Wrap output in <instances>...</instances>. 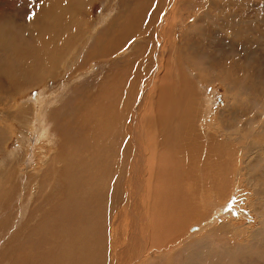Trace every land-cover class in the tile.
<instances>
[{
	"label": "rangeland",
	"instance_id": "rangeland-1",
	"mask_svg": "<svg viewBox=\"0 0 264 264\" xmlns=\"http://www.w3.org/2000/svg\"><path fill=\"white\" fill-rule=\"evenodd\" d=\"M1 1H3V4L7 2L8 5H10L9 7L11 8H8L7 12H5V15H11L10 17L13 16L16 20V24L18 27L15 25L14 27L11 26L12 24L7 21L8 17L0 16V23L2 22V24L0 25V31L4 29V31L8 34L10 32L9 30L11 29V32H13L14 34L13 30H15L13 40L9 39L6 42L5 40L2 41V43L0 42V63L2 64L0 65V124H2L0 125V164L2 162V164L0 165V167L2 168V170L0 171V188H3L2 185L5 184V192H7L14 181V193H16V191L20 189V185L22 183L20 182L19 178L14 179V177H11V180H9V174L12 166L9 158L13 156V161H17L15 160L14 155L11 154L17 148L23 150L27 149V151H25L27 152V157L20 158L18 160L19 163L17 165V167L19 166V169L21 170L19 171L18 175L22 177L26 176V171L24 170H30L32 172H37L38 174L41 173L42 169H44L45 166L47 167L51 155L58 150L61 153L66 152L67 154L74 155L77 159L79 155L87 156L94 151L103 152L109 149L112 154H115L118 157L120 156V154H123V158H121L123 162L124 158L127 156V151L125 153V146L123 147L124 144L121 145L122 150L124 152L120 150L121 148H110V138L111 140H113H110V144L112 142L113 145H116V143L119 141V139L117 138L122 139L121 135L123 134H125L124 139H128L127 132L122 133L123 125H121V123H123L122 121L124 118H128L133 113L134 107L138 102L141 101V123H143L148 118L150 113H153V111L155 110L153 102L155 100L154 95L156 93L155 81L165 70V64H167L168 67L170 66L171 70L177 73V71H175L176 69L174 68L178 65L180 66L181 62H184L182 59L188 60L189 62L191 60L193 64L197 63L195 65L200 70L199 73H196L193 70V72L196 74L193 73L191 75V78L187 77L188 79H190L189 87L192 92L190 91L187 93L178 89V74L175 76L172 74L171 76H167L163 80H157L158 83L164 86V91L162 90L163 92L160 93L161 98L159 99V102L161 101V104L163 103L161 111L162 116H166L169 114L174 115V119L167 124L169 128L173 129L171 133L172 136H170V139H168L165 143H170L168 150L170 151V149L173 147L172 142H176L177 144V141H179L178 137L181 136L182 139L183 137H186L188 129L190 128H188V125H181V120H183V118L188 113H190L192 109L196 110V113L194 114L195 122L193 126L198 130L200 134L202 133L201 138H203V135H209V137L215 136L218 139H224L227 135L229 137H233L235 133L232 134V131L237 132L240 138L238 141H233V139H231L225 151L217 150L213 152L211 158L212 165L207 167V170H209L210 168L211 170H209L207 173H201V175H217V177H215L217 185L220 182L222 184H225L224 182H226V180L228 179V186L222 189L224 191L223 193L225 194L223 196V199L222 197L218 198L217 196H215L217 194L218 189H216L215 191V183L212 177L209 176V179L207 180V186L202 190L199 189L195 193L197 200L201 201V207L198 205V203H196L197 207H199L200 209V214L197 213V216L200 217L195 218V220L193 219L194 221L192 220L186 223L185 227L183 228V232L186 231L188 226L198 224L200 222L199 219H203V215H205L204 217L209 216L211 213L210 211L212 209V206H217L221 203L230 202V205L228 206V208L230 209L229 213L226 212L227 214L225 213L221 215L222 218H220L219 220L211 223L207 227L201 228V230L196 233L192 232V234H196L195 238L196 236H206L210 232L209 236H206L205 238L206 244L209 243V245L207 244L204 248H199L196 246V244H194L193 238H190L187 241H182V234H180L178 237H175L177 241L171 240L164 246L155 247L153 252L159 251L156 254L163 253V256L155 254L156 256L150 257V259H148L145 264H166L168 259L170 262L172 261V259L173 261L172 263L168 261L167 264H182V262L183 264H186L187 261V264H264V0H145L143 2L141 0H112L111 2H108V0H90V3L87 1L89 4H85L87 7H85L84 5L85 8L83 7V10L86 12L83 11L82 14H79V11H77L76 9L77 4L80 0H68V4L65 5L68 7L65 8L64 11L62 9L59 10V12L65 13L67 11L66 13H70L71 16L79 15L82 18H85V24L90 27L94 26L96 32H90L89 42L84 39V45H86L85 48H88L89 45L96 44L95 35L99 32L100 34H97V36L99 37V46L97 45L96 47L92 48L90 53L100 55L101 59L99 60V62L106 61V63H93V55H90L89 58L92 60L91 63L85 62L86 65L84 64L83 66L85 69L81 68V77L79 76V74H76L73 79L75 80V82L78 81L77 84L81 82V86L79 87L78 91L72 93L69 91L62 92L61 89L64 87L60 85L62 81L64 83H68L69 80L70 83H68V85L70 86L73 84L72 79L70 80L69 78L64 81L62 78L59 77L55 78V83H53V81H51V78L44 77L46 69V59L42 62L44 64H42L40 63L41 57H34L31 55L30 52H27L26 57H24L25 55L23 56L24 59L18 57V65L16 62L13 63L11 59L9 60L10 57L14 58L13 55L10 56L9 53V50L12 49V46L18 47L20 45V48L22 50H30L29 48L24 47L25 45L21 42V40L26 39L28 43L32 44V36H30V34L32 33L28 31L29 33L26 34V32L23 31L25 30L24 27L21 28L18 24L25 25L26 22H28L27 19L29 18V16H31L32 12L36 9V7L32 5L29 0ZM55 1L60 5H62L63 3L62 0H53V2ZM159 2L160 4H158ZM172 3L174 4V6ZM44 6L45 5L43 3L41 7L44 8ZM177 6L179 9L177 8ZM107 9L112 10H110V12H113L112 17L115 19L113 21V25L109 26H106L107 20H102V18L104 17L103 14L105 15ZM172 11L175 12L174 17H171ZM154 12L156 13V19L158 17L157 25L161 23H163L164 25L169 24V19H172V24H170V27L169 25H167L165 28H161L162 34L164 30H166L165 32H169L172 38L169 36V38H167L166 43L161 40V46H153L154 50L152 49L151 52L152 55H154V58L152 59V55L149 54L151 39L149 40L148 38V35H151V32H148L147 34L144 33L146 35L144 39H138V44L140 43L139 45H137V40L135 39L140 38V35L142 34H140V32L143 31V29L146 27V24L149 23L148 21H150V18H153ZM101 15L102 17H100ZM102 22L103 24L106 23L105 26L102 24ZM130 22L131 24H128ZM9 25L13 28H10ZM104 27H107L106 31L103 30ZM136 28L139 29V31ZM123 31H127L133 35L137 34L138 37H129L130 34L127 36L122 35ZM172 31L173 34H171ZM239 31L241 32L239 33ZM85 35L86 33H84L83 36ZM121 37L128 39L124 45V41L121 40ZM234 38L236 40H233ZM134 42L136 43V46H134ZM172 44L174 47L172 46ZM120 47H123L121 48V50L123 49L124 51H126H122V54L125 56H122L121 54L116 57L117 53L115 52L113 54H109V51L112 52V49H120ZM159 53L161 55L164 68L163 66H160V69L158 71L159 76L156 75V77L152 81H150L151 77L149 73H151L150 71L156 68L155 57ZM111 54L113 56H111ZM5 56H7V58H5ZM82 56L83 60H85L86 55L84 56L83 51L80 56L75 55L74 59L72 60V66L76 64ZM147 56L149 57V59H151V65L148 66H146L145 62H143L144 58H146ZM33 57L35 58L33 60V62L35 63L31 62ZM188 58H190V60ZM167 59H169V61H167ZM19 60H21V62ZM67 61L64 62L63 66L68 64ZM232 64H234V66ZM88 65L90 67H88ZM31 67H34L35 69L32 71ZM219 68L221 72L218 71ZM108 71L112 72L111 78L110 76H108L103 79V76H105ZM218 72L220 75L218 74ZM38 74L40 76L43 74V80H39ZM217 74L219 75V77ZM189 75L190 73L188 72L187 76ZM203 75H205V79L203 78ZM207 76L208 78H206ZM217 78L221 81H218ZM227 78L233 79L230 80ZM130 80L132 86L130 84ZM37 81L39 82L37 83ZM144 81L146 82L145 86ZM223 82H226L227 86L229 85L227 91L225 89V86L222 84ZM42 86H44L45 88L43 89V91ZM106 86L108 88H106ZM136 88H138V93H135ZM71 89H74V87ZM142 89H146V94L144 96L145 98H142ZM126 91H132L134 93H125ZM50 92H52V94ZM61 93H63V95ZM194 95L197 98L196 105L192 106V97ZM227 95H229V97H227ZM231 96H235L233 98L239 100H235V103L233 102L234 104L232 108L229 109L228 107L229 112L234 113L232 116H230L231 120L234 121V118H236V125L239 124L238 127L233 128H230L232 127L231 120H229L228 117H224V115L220 116L219 114L220 111L225 108L224 106L228 105L227 102L229 100L227 99ZM41 97L43 99L44 104L43 108L45 113L43 111L42 112L45 118H43L42 120L44 122V125L46 126L45 128H47V125H50L54 121L57 112H59L60 115H66L65 113H67L69 115L71 114L72 116L80 117V115L76 113L78 111L79 113L83 112L85 116L88 117L84 118L82 122L73 121L70 124H65V133L68 134L66 135L67 138L55 139L52 143L50 139H44L42 135L34 131L36 130V124L33 125L32 113L35 112L36 115V110L37 112L39 111L42 101H40ZM34 98L37 99L36 101L39 105L35 103L36 101ZM49 99H51V102H54L55 105L52 104ZM32 100L34 103H31ZM77 100H79V102L72 111V104L74 103V101L76 104ZM44 101L49 102L46 103ZM239 103L240 105H238ZM30 104H33L34 109L26 108L27 106H30ZM59 104L61 105L58 109L57 107L59 106ZM64 106H66V110L63 108ZM78 106L82 109L78 108ZM155 106L157 107V104H155ZM46 107L47 109H45ZM95 108L101 109L103 111V115L92 116L88 113L89 111ZM202 109L206 110H204V114L200 116V114L203 112L201 111ZM28 110L32 113H26L28 112ZM239 112H241V114ZM72 113L75 115H73ZM11 115H14L13 118L11 117ZM114 115H116L115 117L119 118V123L121 121L120 124H116L117 131L116 129L114 130ZM113 120L114 123H112ZM15 121L17 122V124ZM84 121L87 124L84 123ZM164 123L166 124L167 122ZM225 125H228V127L232 131L227 130V127ZM137 126L138 125H136V128ZM101 127L102 130L104 129V131L101 130V134L102 132L105 133L99 135L98 131ZM155 128L156 126L154 127V129ZM49 132L55 134L53 128H50ZM144 132H146V134L148 135V139L151 140V149L148 156V161H150L154 153H159L160 149L163 148L165 144L162 145L160 142L156 143L155 139L151 135L150 125L146 126L144 130L136 129L134 131V139H147L145 137ZM109 133H111L110 135L116 133V137L112 135V138ZM172 137L175 138H173L174 141ZM164 138L165 136L163 138L161 137L160 139ZM18 139L20 142L19 147L17 146ZM116 139L117 141L115 142ZM95 146L98 148H96ZM221 147L222 146L220 145V148ZM53 148L55 150H53ZM103 148L105 150H103ZM43 149L45 150V152L43 151ZM177 149L180 150L179 148ZM32 150L34 154L31 155ZM117 151H119V153L120 151H122L123 153L121 152L120 154H116ZM172 152L175 155L180 154L174 148L172 149ZM8 153L10 155H8ZM46 154L49 157H47ZM5 160H7L8 162ZM84 160L86 162L90 161L89 159ZM126 160L127 158L125 159V161ZM169 160L170 159H168V161ZM190 162L192 163L194 161L190 160ZM220 163L221 165L218 166ZM115 167L116 165L114 166L113 164L112 167L107 166V168L96 167L95 171L90 172L91 175L89 174L88 176L86 175L87 173L82 174V180H85H83V183H80L79 188L77 189L78 192H75L74 198L73 196L69 195L65 196V192L63 194L62 191H60L58 192L57 196L55 195V198H53L52 201H48V196L46 200L44 199L45 197H42V201L40 200V198L38 199L36 197V194L42 193L35 190L37 180L40 179H35L34 182H32V179L34 178H31V176L27 175L26 178L31 181V184L29 185V187L27 186L28 188H26L25 191L26 202L24 201L22 204V206L24 207L21 206V210L24 208L21 212L22 219L19 217V211H9L15 201H10V203H7V201H5L3 207H1L0 209V212L4 210L9 211V213H5V215L3 214V212H1L0 264H36V260H38V258L41 259L42 257L43 258L42 260H40V262L43 261L45 262L44 264H55L56 261L57 264H81V261L77 259V256L69 257L65 254L64 258H61L59 254L57 255L59 247L58 242L62 241V238L66 239L67 242H69V246H67L68 254H75L74 252H80V250L77 248L76 241H72V238L76 237L78 234H85L87 236L88 242L85 246H88L87 249L90 253L88 258L89 261L92 260L91 264H103V250L101 252L99 251L98 253V251H96V248L97 250H99L97 247L99 243L101 244L102 248L103 246L105 247L107 239L105 238L104 233L105 230L106 232L108 231V233L110 232V221L112 222V228L114 229V218H116V215L115 211L111 213L110 208H112V205L113 207L117 208V206L122 203L123 212L127 211L125 214L128 216L130 210L129 205L132 202L128 192L129 188L123 191V180L125 176L123 168L122 166L121 168L118 167V170L121 169V175V172H118V170L116 169L117 167ZM237 171L239 172L238 174ZM229 172L231 174H229ZM5 173L8 175V177L5 175ZM149 173L146 176V179L148 178L149 181V186L146 183L147 187L145 190V195L148 198H145L143 196V199L137 202L135 210L133 212L134 219L137 224H139L140 221L138 217L139 215H141V210L146 208L147 206L159 204L160 206H158V208H162L163 206H165V204H162L161 200H163L165 203L167 197H169L168 205L176 203V200L173 199L174 196H176L175 194L177 193L179 188L176 184L177 177L175 181V177L172 175V173H168L166 171H162V174L160 175L161 178H159V175L157 177V175L154 174V171H150ZM228 174L229 177L226 178ZM86 176L88 177L86 178ZM102 178L104 180L106 179L105 187H103V189H97L98 186L95 185H97L98 180ZM159 179L161 186L156 187L157 185H159L157 181ZM50 182H52V185L55 183L57 186H59L57 190H64L65 186H62L63 184L57 180V177L51 179ZM83 186H85L84 191ZM49 188L50 187H48L45 192H48ZM163 188L165 190L172 191L164 192ZM201 191H205L206 194L200 193ZM25 192L22 191L21 194H25ZM199 193L201 194V196H205V198H201L198 195ZM112 200L113 203L111 205ZM38 201H40L41 203L43 202V207H41V210L36 211L38 215L37 217L41 220L44 217L46 211L50 213L53 212L55 208L59 207V204L63 205V207H61L60 209V215L65 214L68 216V218L57 217L56 220L59 219L57 223L54 220V223L57 224L56 226H59V228H64V231L59 233V236L61 235L60 237L57 234H54L56 235L54 236V238L56 239L53 242V247L57 249V251L53 249L51 255H48L47 252L44 251V245H35V248H37L35 251V248H33L34 244H30L31 247L29 248V244H26L24 242V239H26L27 237H29L28 239L31 240L35 236V233L29 234L32 231V227H25V225L29 223L28 220L31 216L30 210L36 206ZM7 205L9 208L6 207ZM15 205L16 204H14L13 207H16ZM202 205L204 207H202ZM171 207L173 208V206ZM6 216H10V219H6ZM124 219L125 217L123 216V219H121V226H119V230H117L119 234L121 233L123 235L125 233V228H128L126 222L123 221ZM34 220H31L29 223L31 226L36 223L37 218H34ZM32 221H34L35 223ZM140 225V229L142 230V226L144 224L142 223ZM211 226L214 227L209 229V227ZM49 228L46 229H49L52 233L56 232L55 228ZM22 229L26 230V235L23 233ZM19 232L22 240L18 239V241L14 243V237L15 235H18ZM64 232H66L65 235ZM7 236H9L8 239L5 238ZM90 236H92V240H94L95 238V241L91 240L90 242ZM3 238H5L6 240L2 241ZM35 240H37V237ZM57 240L58 242H56ZM145 240L148 241L147 237H144L142 242L146 243ZM82 241L84 243V240ZM177 242H179V244ZM72 243H74V245ZM176 243L178 245H175ZM190 244L191 246H193L188 251L187 248ZM205 248L208 249L206 250ZM92 249H94L95 251H93ZM203 249H205V251ZM184 251H188L189 254L186 253L185 255ZM203 251L205 253H201ZM3 253H5V256H2ZM42 253L44 256L42 255ZM6 254H9V257H6ZM57 257L60 259H58ZM22 260L23 262L21 263ZM109 262L110 260L106 256L105 263Z\"/></svg>",
	"mask_w": 264,
	"mask_h": 264
},
{
	"label": "bare ground",
	"instance_id": "bare-ground-1",
	"mask_svg": "<svg viewBox=\"0 0 264 264\" xmlns=\"http://www.w3.org/2000/svg\"><path fill=\"white\" fill-rule=\"evenodd\" d=\"M68 0H62V5H60L59 3H56L53 2V0H29V2L34 5L36 7V9L32 12L31 16H29V18L27 19L28 22H26V26L25 25H20L18 24L21 28L24 27L25 30H23L24 32H26V34H28L30 31L32 34H30V36H32V44L28 43L26 39H23L21 40V42L25 45L24 47L25 48H29L30 50L28 51L27 50H22L20 48V45L18 47L16 46H12V49L9 50V53H10V56L13 55L14 58L10 57L9 60L11 59V61L13 63H17L18 65V57L20 58H23L26 57V53L27 52H30L32 56L34 57H41V62L42 63L45 59H46V66H45V74H44V77L45 78H51L54 82V79L55 78H62L64 81L66 79H69L70 80L72 79L73 81V84L72 85H68L69 80H68V83H64L62 80V83H60V85L64 88L61 89L62 92H65V91H69V92H76L79 90V87L81 86L79 82L77 84V82H75L74 77L76 74H79V76L81 77V68L85 69L83 66L85 64V62H88V63H91V59L89 58L90 55H93V63L95 62H98V63H106L105 62H99V60L101 59L100 58V55H97V54H92L90 53L91 49L96 47L99 43V37L97 36V33L95 35V38H96V44H92V45H89L88 48L84 45V39L87 40V42H89V35H90V32L91 31H95V28L94 26L93 27H90L88 26L87 24H85V18L79 16V15H76V16H71L70 13H61L59 12V10H63L65 8H67L68 6H65L67 3ZM90 0H80L77 4V11H79V14L84 11L83 10V7L85 4H87ZM112 0H108V2H111ZM138 1V0H137ZM142 2L145 1V0H141ZM147 1V0H146ZM161 1V0H160ZM178 1V0H177ZM180 1V0H179ZM185 1V0H184ZM196 1V0H195ZM173 2V1H172ZM190 2V1H189ZM252 2V1H251ZM44 3V8L41 7V5ZM74 3V2H73ZM90 3V2H89ZM88 3V4H89ZM113 3V2H112ZM176 3V2H174ZM160 4V2L158 3ZM157 4V5H158ZM173 4V3H172ZM224 4V3H223ZM59 5V6H58ZM92 5V4H90ZM89 5V6H90ZM147 5V4H146ZM195 5V3H194ZM10 5H8L7 2H5V4H3V1L0 0V16H5V17H8L7 21L10 22L14 27L17 26L16 24V20L15 18L12 16H7V14L5 15V12H7L8 8H11L9 7ZM159 6V5H158ZM169 6V5H168ZM174 6V4H173ZM85 7H87L85 5ZM84 7V8H85ZM129 7V6H128ZM34 8V7H33ZM156 8V7H155ZM175 8H176V4H175ZM178 8V6H177ZM179 9V8H178ZM67 10V9H66ZM90 10V9H89ZM111 10V9H110ZM110 10L107 9L105 15L103 14V18L102 20L103 21H106L107 24L106 26H109V25H113V21L115 20L113 17H112V14L113 12L111 13ZM171 10V9H170ZM177 10V9H176ZM4 11V12H3ZM31 11V10H29ZM68 11H71V10H68ZM112 11V10H111ZM115 11V10H114ZM129 11V10H128ZM156 11V10H155ZM73 12V11H72ZM86 12V11H84ZM171 12V11H170ZM89 13V11H88ZM153 13V12H152ZM151 14V13H150ZM156 13L154 12L153 14V18H150V21H148L149 23L146 24V27L143 29V31L140 32V38H136L135 40H137V45L138 44V39H144V37H146V35L144 33H148V32H151V35L149 34L148 35V38L149 40L151 39V44H150V50H149V54L152 55V52L151 50L153 49V46L154 45H159L161 46V42L163 41L164 43H166L167 41V38H169V36L172 38V36L169 34V32H165L166 30H164L163 34L161 32V28H165L167 25H169L170 27V24L172 19L170 20L169 19V24H166L164 25L163 23L161 24H158L157 25V19H156ZM9 15V14H8ZM130 15V14H129ZM152 15V14H151ZM170 16V15H169ZM175 16V12L172 11V16L171 17H174ZM188 16V15H187ZM3 17V18H5ZM102 17V15L100 16ZM149 18V17H148ZM17 19V18H16ZM134 19V18H132ZM177 19V18H176ZM1 20V19H0ZM100 20V19H99ZM125 21V20H124ZM136 21V20H135ZM175 21V20H174ZM7 22V23H8ZM98 22V21H97ZM126 22V21H125ZM139 23V22H138ZM168 23V22H167ZM2 24V22L0 23V25ZM103 24V22H102ZM105 24H103L105 26ZM126 24V23H125ZM128 24H131L128 23ZM127 24V25H128ZM90 25V24H89ZM99 25V24H98ZM157 25V26H156ZM249 25V24H248ZM9 25L10 28H13ZM97 26V25H96ZM133 26V25H132ZM257 26V25H256ZM18 27V26H17ZM99 27V26H98ZM102 27V26H101ZM122 27V25H121ZM126 27V26H125ZM168 27V28H169ZM125 29V28H123ZM137 29V28H136ZM98 30V29H97ZM103 30H107V27H104ZM132 30V29H131ZM139 31V29H137ZM141 30V29H140ZM194 30V29H193ZM241 30V29H240ZM7 31V29H6ZM10 32L7 34L4 29H2L1 32V35H0V42L2 43V41L5 40V42L7 40H13L14 39V35H15V30L14 31V34L13 32H11V29L9 30ZM133 31V30H132ZM195 32V31H194ZM241 31H239L240 33ZM84 33H86L85 36ZM137 33V32H136ZM5 34V35H4ZM100 34V33H99ZM130 34V35H129ZM173 34V31L172 33ZM210 34V33H209ZM120 35V34H119ZM122 35H129V37H138L137 34L133 35L127 31H123V34ZM192 35V33H191ZM121 36V35H120ZM125 36V37H126ZM164 36V37H163ZM204 36V35H202ZM218 36V35H217ZM233 36V35H232ZM103 37V36H102ZM128 37V38H129ZM153 37V39H152ZM219 37V36H218ZM236 38V36H235ZM233 39V40H236V39ZM248 38V36H247ZM102 39V38H101ZM131 39V38H130ZM129 39V40H130ZM26 40V41H25ZM121 40L124 41L123 42V45L126 43V41L128 40L127 38H123L121 37ZM162 40V41H161ZM16 41V40H15ZM174 41V40H173ZM241 41V40H240ZM120 42V41H119ZM101 43V42H100ZM112 43V42H111ZM12 44V43H11ZM1 45V44H0ZM9 45V44H8ZM110 45V44H109ZM122 45V46H123ZM164 45V44H163ZM99 46V45H98ZM134 46H136V43L134 42ZM173 46V44H172ZM249 46V45H248ZM174 47V46H173ZM241 47V46H240ZM10 48V47H9ZM116 48V47H115ZM121 48L123 47H120V49H112V52L109 51V54L110 53H117L116 54V57H118V55H121L122 54V51H124L123 49L121 50ZM159 48V47H158ZM173 49V48H172ZM154 50V49H153ZM174 50V49H173ZM239 50V48H238ZM84 53V56H85V60H83V56L81 57V59L72 66V60L74 59L75 55H78L80 56V54ZM158 51V50H157ZM176 51V50H175ZM126 52V51H124ZM87 53V54H86ZM3 54V53H2ZM100 54V53H99ZM108 54V53H107ZM111 54V56H113ZM148 54V55H149ZM174 54V53H173ZM238 54V53H237ZM246 54V53H245ZM250 54V53H248ZM1 55V54H0ZM115 55V54H114ZM122 56H125L122 54ZM179 56V55H178ZM28 57V56H27ZM32 58V61L35 59V58ZM114 57V58H116ZM120 57V56H119ZM5 58H7V56H5ZM113 58V57H112ZM124 58V57H123ZM151 58V57H150ZM154 58V55H152V59ZM156 68L152 71H150L151 73L150 74V77H151V80L152 81L156 75H158V71L160 69V66H163L164 68V65H163V61H162V58H161V55L160 53L158 55H156ZM185 58V57H184ZM237 58V57H236ZM24 59V58H23ZM111 59V58H110ZM127 59V58H125ZM171 59V58H170ZM190 60V58H188ZM68 60V61H67ZM106 60V59H105ZM175 60V58H174ZM184 62H181L180 63V66L178 65L177 67H175L174 69H176L175 71H177V73H175L174 71L171 70L170 66L168 67L167 64H165V70L161 73V75L156 79L155 81V88H156V93H155V100L153 101L154 102V108L155 110L153 111V113L149 114L148 118L143 122L141 123L140 122V118L142 116V112L140 111V108H141V101L138 102L136 104V106L134 107V111L133 113L127 118H124L123 119V123H121V125H123V129H122V133L124 132H127V137L128 139H124L125 138V134L121 135V138H117L119 139V141L116 143V145H113L112 142L110 144V140H109V145H110V148L113 147L114 148H121L120 150H122V147L121 145H123V147L125 148V153L127 151V156L124 158L123 162L121 160V158H123V154H120L122 151H117L116 154H120V156L118 157L117 155L115 154H112L110 152V150H105L103 148V150L105 151H99V152H92L91 154L85 156V155H79V157L76 159V157L74 155H71V154H67L66 152H59L56 151L55 153H53L49 159V162L47 164V167L45 166L44 169H42L41 173H37V172H32V171H28V170H24L26 171V176H31V178H34L32 179L34 182V180L36 179H40V180H37V185H36V188L35 190L38 191V192H42L40 194H36V197L42 201V197L46 200L47 196H48V201H52L53 198H55V195L57 196L58 195V192L62 191V193L64 194L65 192V196L69 195V196H73L74 198V195H75V192L77 191V189L79 188V185L80 183H83V179L82 180V174H86L89 176L90 172L91 171H95L96 170V167L98 168H101V167H106L107 166H110L112 167V164L115 166L116 165V169L118 170L119 168H123V171L125 173V176H124V180H123V191H125V189H128L129 188V195L131 197V204L129 205L130 207V210H129V215L127 216L125 213L127 212H123V204H119V206L116 207H113L112 203H113V200L111 201V205H112V208L111 209V213L113 211H115V223H114V229L112 228V222L110 221L109 222V226H110V232L108 233V231L106 232L105 230V238L107 239L106 243H105V247L101 246V244L99 243L97 245L98 249L96 248V251H99L101 252L103 250V264H145V262L150 259V257L152 256H156V255H159L161 256L163 253H160V254H156L157 252H153V250L155 249V247H161V246H164L166 245L169 241L171 240H175V237H178L180 234H182L181 236V239L182 241H187L188 239L190 238H193L194 240V244H196L197 247L199 248H204L207 244L209 245V243L206 244V241H205V238L206 236H209V233L208 235H202V236H196L195 238V235L196 234H192V232L196 233L198 231L201 230V228L203 227H207L209 226L211 223L219 220L221 217V215L225 214L226 212L229 213V209L228 206L230 205V202H227V203H221L217 206H212V209H211V213L209 216L207 217H204L205 215H203V219H199L200 222L198 224H193L191 226H188L186 231L183 232V228L185 227L186 223H188L189 221H192L193 219L195 220V218H199L200 216H197V213L200 214V209L199 207H197L196 203H198V205L201 207V201H198L197 200V197L195 195V193L200 189L202 190L203 188H205L207 186V180L209 179L208 177H212L214 183H215V186L216 189H218L217 191V194L215 196H217L218 198L219 197H222L223 199V196L225 195L223 192V188H226L228 186V179L226 180V182H224V179H223V182L225 184H222L221 182L217 185L216 181H215V177H217V175H214V174H210V175H201V173H207L209 170H211V168L209 170H207V167L211 166V158H212V154L213 152L217 151V150H223L225 151L226 150V147H228V144L230 142L231 139H233V141H238L240 136L237 132H234L232 131L230 128H233V127H238L239 124L236 125L237 123V119L234 118L235 120H231V117L234 113H231L229 112V109L232 108L233 104L235 103V96H231L230 98H228L227 100H229L227 102L228 105H225L221 111H220V116L224 115V117H228L229 120H231L232 122V127H228V125L226 126L227 127V130H230L232 131L231 133H235V135L233 137H229L228 135L224 138V139H218L217 137L213 136V137H209L208 136H205L203 135V138H201V134L198 132V130L196 128H194V114L196 113V110H193L188 113L184 118L183 120H181V125H184V126H187L188 125V133L186 135V137L183 139L180 137H178V140L177 141V144L176 142H172V148L170 149V151L168 150L169 149V145L170 143L168 144H165L166 141L168 139H170L169 137L172 136L171 133L173 131V129L169 128L167 126L168 123H170L173 119H174V115L172 114H169V115H166V116H162V105L163 103L161 104V101L159 102V99L161 98V92H163L164 90V86L160 83H158L157 80H160V79H164L166 78L167 76H171L172 74L175 76V75H179V82H178V89L181 90V91H184V92H190L191 89L189 87V82H190V79H188L187 77H190L191 78V75L194 73L193 70L196 72V73H199V68L193 64V62L190 60V62L188 60H185V59H182ZM21 62V60H19ZM27 61V60H26ZM30 61V60H29ZM67 61L68 66H63L64 62ZM167 61H169V59H167ZM25 62V61H24ZM125 62V61H124ZM146 63V66L148 65H151V59H149V57L147 56L146 58H144V61ZM230 62V61H229ZM23 63V62H22ZM35 63V62H33ZM178 63V62H176ZM234 63V62H233ZM44 64V63H42ZM237 64V63H235ZM0 65H2L0 63ZM23 65V64H22ZM86 65V64H85ZM91 65V64H90ZM93 65V64H92ZM234 66V64H232ZM25 66V65H24ZM38 66V65H37ZM145 66V68H146ZM182 66V67H181ZM184 66V67H183ZM18 67V66H17ZM26 67V66H25ZM23 67V68H25ZM35 67V66H34ZM34 67H31V70L33 71L35 68ZM88 67H90L88 65ZM87 67V68H88ZM181 67V68H180ZM233 68V67H232ZM18 69V68H17ZM82 69V70H83ZM92 69V68H90ZM261 69V68H259ZM145 70V69H144ZM204 70V69H203ZM231 70V69H230ZM233 70V69H232ZM205 71V70H204ZM219 72H221L220 68L218 70ZM235 71V70H234ZM241 71V70H240ZM36 72V71H35ZM96 72V71H94ZM115 72V71H114ZM113 72V73H114ZM126 72V70H125ZM188 72L190 73L189 76L188 75ZM213 72V71H212ZM216 72V71H215ZM218 72V74H219ZM29 73V71H28ZM39 73V72H38ZM68 73V74H66ZM86 73V72H85ZM92 73V71H91ZM194 73V74H196ZM32 74V72H31ZM37 74V73H36ZM84 74V73H83ZM135 74V73H134ZM211 74V73H210ZM217 74V75H218ZM39 75V74H38ZM111 75H112V72L111 71H108L106 73L105 76H103V79H105L106 77L110 76L111 78ZM220 75V74H219ZM218 75V77H219ZM260 75V74H258ZM34 76V75H33ZM37 76V75H36ZM78 76V78H79ZM140 76V75H139ZM205 75H203V78H204ZM84 77V76H83ZM223 77V76H221ZM225 77V75H224ZM230 77V76H228ZM234 77V76H232ZM26 78V77H25ZM43 74L40 76L39 75V80H43ZM44 78V79H45ZM77 78V77H76ZM140 78V77H139ZM202 78V76H201ZM208 78V76L206 77ZM255 78V77H254ZM37 79V78H36ZM130 79H134V78H130ZM138 79V78H137ZM136 79V80H137ZM142 79V77H141ZM205 79V78H204ZM218 79V78H217ZM227 79H230L232 80L231 78H227ZM257 79V78H256ZM124 80V79H123ZM229 80V81H230ZM45 81V80H44ZM56 81V80H55ZM81 81V79H80ZM135 81V80H134ZM133 81V82H134ZM218 81H221L218 79ZM13 82V81H12ZM29 82V81H28ZM39 81H37L38 83ZM50 82V81H49ZM83 82V81H82ZM261 82V81H260ZM8 83V82H7ZM30 83V82H29ZM28 83V84H29ZM32 83V82H31ZM42 83V82H41ZM40 83V84H41ZM221 83V82H220ZM103 84H104V81H103ZM127 84V83H126ZM130 84L132 86V83H131V80H130ZM224 86H225V89L227 91V84L226 82L222 83ZM32 85V84H31ZM46 85V84H45ZM146 85V82L144 81V86ZM33 86V85H32ZM42 91L44 88V86H42ZM74 89H71L73 88ZM110 87V86H109ZM113 87V86H112ZM248 87V86H247ZM106 88H108L106 86ZM115 88V87H114ZM113 88V89H114ZM131 88V87H130ZM126 89V87H125ZM135 89V88H133ZM31 90V89H30ZM47 90V89H46ZM51 90V89H50ZM108 90V89H106ZM129 90V89H128ZM163 90V91H162ZM57 91V90H56ZM55 91V93H56ZM114 91V90H113ZM118 91V90H117ZM46 92H49V91H46ZM131 94H133L134 92L132 91H129ZM129 92H125V93H129ZM145 92V93H144ZM192 92V91H191ZM45 93V92H44ZM52 94V92H50ZM135 93H138V88H136V91ZM141 93H142V98H145V94H146V89H142L141 90ZM227 93V92H226ZM230 93V92H229ZM261 93V92H260ZM51 94H48V95H51ZM63 95V93H61ZM47 95V94H46ZM45 95V96H46ZM21 96V95H20ZM62 97V96H61ZM60 97V98H61ZM227 97H229V95H227ZM9 98V97H8ZM47 98V97H46ZM141 98V99H142ZM35 99V98H34ZM196 96L194 95L192 97V106H195L196 105ZM37 99H35L36 101ZM42 100V101H41ZM50 102L52 101L51 99H49ZM66 100V99H65ZM68 100V99H67ZM226 100V101H227ZM27 101V100H26ZM29 101V100H28ZM41 101V106H40V109L39 111L37 112L36 110V115H35V112H26V113H32V116H33V125L36 124V130H34L36 133H39L40 135H42V137L44 139L48 138L52 141V143L54 142L55 139H65L67 138L66 134L65 133V124H70L72 123L73 121H77V122H82L84 118H87L88 116H85V114L83 112L79 113L78 111L76 113H78L80 115V117L78 116H72L71 114H67L65 113L66 115H60L59 112H57L56 114V117L54 119V121L50 124V125H47V128H45L46 126L44 125V122H43V118H45L43 116V112H44V108H43V99L41 97L40 99ZM172 101V100H171ZM209 101V100H208ZM236 101H239V100H236ZM15 102V101H14ZM46 102V101H44ZM49 102V101H47ZM46 102V103H47ZM77 103L75 104V101L74 103L72 104L73 107H72V111L73 109L77 106L79 100L76 101ZM234 102V103H233ZM8 103V102H7ZM31 103H34L33 100ZM35 103L38 104V102L36 101ZM52 103V102H51ZM57 103V102H55ZM61 103V102H60ZM69 103V101H68ZM12 104V103H11ZM54 104V102L52 103ZM67 104V102H66ZM155 104H157V107L155 106ZM225 104V103H224ZM39 105V104H38ZM46 105V104H45ZM48 105V104H47ZM55 105V104H54ZM60 105L57 107L58 109L60 108ZM199 105V103H198ZM240 105V103L238 104ZM237 105V106H238ZM50 106V105H49ZM81 106V105H80ZM98 106V105H97ZM101 106V105H100ZM236 106V105H234ZM103 107V106H102ZM199 107V106H198ZM204 107V106H203ZM208 107V106H207ZM229 107V109H228ZM27 109H34V106L33 104H30V106H27L26 107ZM43 108V110H42ZM64 109L66 108V106L63 107ZM78 108H81L78 106ZM126 108V107H125ZM236 108V107H234ZM238 108V107H237ZM47 109V107L45 108ZM82 109V108H81ZM3 110V109H2ZM41 110V111H40ZM52 110V109H51ZM66 110V109H65ZM191 110V109H190ZM204 110L206 109H202L201 111H203L200 116L202 114H204ZM43 111V112H42ZM47 111V110H45ZM56 111V110H55ZM54 111V112H55ZM58 111V110H57ZM243 111V110H242ZM41 112V113H40ZM53 112V111H51ZM102 110L101 109H92L91 111H89L88 113L92 116H102ZM238 112V111H237ZM236 112V113H237ZM45 113V112H44ZM207 113V112H206ZM205 113V114H206ZM241 114V112H239ZM245 113V112H244ZM3 114V113H2ZM10 114V113H9ZM12 114V113H11ZM49 114V113H48ZM47 114V115H48ZM73 114V113H72ZM88 114V115H89ZM75 115V114H73ZM251 115V114H250ZM10 116V115H9ZM8 116V118H9ZM14 115H11V117L13 118ZM21 116V115H20ZM36 116V118H35ZM51 116V115H50ZM116 115H114L113 117H115ZM199 116V117H200ZM112 117V118H113ZM198 117V118H199ZM216 117V116H215ZM27 118V117H26ZM47 118V117H46ZM221 118V117H219ZM5 119V118H4ZM20 119V117H19ZM114 119V118H113ZM201 119V118H200ZM2 120V119H1ZM89 120V119H88ZM112 120V119H110ZM177 120V119H176ZM196 120V119H195ZM4 121V120H3ZM12 121V120H11ZM22 121V120H21ZM46 121V120H44ZM87 121V120H86ZM98 121V120H97ZM198 121V120H197ZM226 121V120H225ZM13 122V121H12ZM16 122V121H15ZM164 122H167L166 124ZM200 122V121H199ZM230 122V123H231ZM239 122V121H238ZM84 123H86L84 121ZM111 123V122H110ZM114 123V120L113 122ZM119 123V118L115 117V128L114 130L116 129L117 131V126L116 124H120ZM197 123V122H196ZM223 123V122H222ZM17 124V122H16ZM77 124V123H75ZM81 124V123H80ZM87 124V123H86ZM198 124V123H197ZM225 124V123H224ZM2 125V124H0ZM55 125V126H53ZM72 125V124H71ZM85 125V124H84ZM83 125V126H84ZM136 125L137 128H136ZM150 125V128H151V135L153 136V138L155 139L156 143L160 142L163 146V148L160 149V152L153 155L152 159L150 161H148V156H149V153H150V149H151V145H150V142L151 140L148 139V135L145 133V137L147 139H134V131L137 129V130H144L146 128V126ZM190 125V126H189ZM10 126V125H9ZM74 126V125H73ZM92 126V125H91ZM103 126V125H102ZM108 126V125H107ZM156 126V128L154 129V127ZM197 126V125H195ZM34 127V126H33ZM50 128H53L54 130V133L55 134H52L49 132V129ZM74 129V128H73ZM76 129V128H75ZM92 129V128H91ZM180 129V128H179ZM1 130V129H0ZM101 130H102V127L99 129L98 131V134L99 135H102L104 134L105 132H102L101 134ZM226 130V129H225ZM82 131V130H81ZM104 131V129L102 130ZM89 132V131H88ZM225 133V132H224ZM223 133V134H224ZM228 133V132H227ZM38 134V135H39ZM111 133H109L110 135ZM116 133L112 134L114 137H116L115 135ZM118 134V133H117ZM91 135V133H90ZM108 135V137H109ZM110 135V136H112ZM177 135V134H176ZM185 135V134H184ZM217 135V134H216ZM17 136V135H16ZM55 136V137H54ZM73 136V135H72ZM112 136V138H113ZM165 136L164 139H160L161 137L163 138ZM178 136V135H177ZM231 136V134H230ZM37 137V136H36ZM107 137V139H108ZM119 137V136H118ZM20 138V137H19ZM174 137H172L173 139ZM24 139V138H23ZM117 139L115 140V142L117 141ZM175 139V138H174ZM173 139V141H174ZM182 139V140H180ZM21 140V139H20ZM35 140V139H34ZM39 140V139H38ZM30 141V140H29ZM58 141V140H57ZM56 141V142H57ZM63 141V140H62ZM67 141V140H66ZM113 141V140H111ZM61 142V141H60ZM25 143V142H24ZM36 143V142H35ZM63 143V142H62ZM61 143V144H62ZM81 143V142H80ZM90 143V142H88ZM114 143V142H113ZM19 139L17 140V146L19 147ZM57 144V143H56ZM99 145V144H98ZM220 145L222 146L220 148ZM77 146V145H76ZM35 147V146H34ZM96 147V146H95ZM94 147V148H95ZM109 147V146H108ZM22 148V146H21ZM98 148V147H96ZM100 148V146H99ZM106 148V147H105ZM175 149L177 150L180 154L179 155H175L173 152H172V149ZM177 148H179L180 150H178ZM61 149V148H60ZM10 150V149H9ZM12 150V148H11ZM36 150V149H35ZM53 150H55L53 148ZM62 150V149H61ZM27 149L23 150V149H20V148H17L15 151H13V153H11L12 155H14V158L15 160H17L16 162L13 161V156L9 158L10 160V163H11V170H10V174H9V180H11V177H14V179L16 178H19L20 179V182L22 183L20 185V189L16 191V193H14V181L13 183L11 184V187L8 189L7 192H5V184L2 185L3 188H0V202H1V205H0V209L1 207H3L4 205V202L7 201V203H10V201H15L14 204H16L15 206L16 207H13L9 210V211H19L20 213V218L22 219V215H21V208L24 207L22 206L23 202L25 201V198H26V188L29 187V185L31 184L28 180V178L25 177H22L19 174V171H21L19 169V166L17 167L18 163H19V159L20 158H26L27 157ZM43 151L45 152V150L43 149ZM83 151V150H82ZM97 151V150H96ZM31 152V151H30ZM124 152V151H123ZM122 152V153H123ZM236 152V151H235ZM10 153V152H9ZM8 153V155H10ZM114 153V151H113ZM224 153V152H222ZM233 153V152H232ZM237 153V152H236ZM34 154L33 150L31 152V155ZM81 154V153H80ZM216 154V153H215ZM47 155V154H46ZM173 155V156H172ZM47 157H49L47 155ZM230 157V156H229ZM74 158V159H73ZM127 158V160L125 161V159ZM231 158V157H230ZM32 159V158H31ZM84 159H89L90 161L89 162H86ZM168 159H170L168 161ZM189 159V161H188ZM232 159V158H231ZM121 160V161H120ZM190 160L194 161V162H190ZM214 160V159H213ZM7 161V160H5ZM8 162V161H7ZM125 162V163H124ZM127 163V164H126ZM222 163V162H221ZM221 163L218 165L220 166ZM2 164V162H1ZM0 164V165H1ZM126 166H125V165ZM10 166V165H9ZM119 167V168H118ZM4 168V166H3ZM10 168V167H9ZM39 168V167H38ZM2 170V168L0 167V171ZM33 170V169H32ZM121 170V169H120ZM118 170V172L120 171ZM198 170V171H197ZM6 171V170H5ZM150 171H154V174L159 175V178H161V174H162V171H166V172H171L172 175L175 177V181H176V177H177V181H176V184L178 185V191L177 193L175 194L176 196H174V199L173 200H176L175 202L176 203H172L171 205H168V199L169 197L166 198V201L164 203L163 200H161V203L162 204H165V206H163L162 208H158V206H160L159 204H156V205H149L147 206L146 208L142 209L141 210V215H139V224L136 223L135 219H134V210H135V206L137 204L138 201H140L141 199H143V196L145 198H148L146 195H145V190H146V187L147 185L149 186V181H148V178L146 179V176L147 174L150 172ZM230 171V170H229ZM233 171V170H232ZM236 171V170H235ZM89 172V173H88ZM121 172V171H120ZM7 173V172H6ZM5 173V175L8 177V175ZM213 173V172H212ZM239 172L237 171V174ZM150 174V173H149ZM229 174H231L229 172ZM229 174L226 176L229 177ZM91 175V174H90ZM121 175H122V172H121ZM120 175V176H121ZM151 175V174H150ZM86 176V178L88 177ZM54 177H57V180L62 183L63 187H64V190H57L59 186H57L55 183V185L51 184L52 182L51 179H53ZM200 178V179H198ZM5 179V178H4ZM106 180V179H105ZM105 180L102 178V179H99L98 180V184L95 185V186H98L97 189L101 188L103 189V187H105ZM218 180V179H217ZM148 181V182H147ZM158 181V184L156 187H160L161 184H160V179L157 180ZM36 182V181H35ZM47 182H48V185H47ZM50 182V183H49ZM58 182V183H59ZM210 182V181H209ZM147 183V185H146ZM77 184V185H76ZM108 184V183H107ZM61 185V184H60ZM91 185V184H90ZM209 185V184H208ZM28 186V187H27ZM50 187L48 189V192H45L47 190L48 187ZM93 186V185H92ZM145 186V187H144ZM32 187V185H31ZM34 188V186H33ZM46 188V189H44ZM61 188V187H60ZM93 188V187H91ZM105 189V188H104ZM173 189H176V188H173ZM213 189V188H212ZM34 190V191H35ZM85 190V186H83V191ZM24 191L25 194H21V192ZM163 191L165 192H171L170 190H165L163 188ZM78 192V191H77ZM80 192V191H79ZM83 193V192H82ZM200 193H204L206 194V192L204 191H201ZM198 194L201 198H205V196H201V194ZM93 194V193H92ZM200 198V199H201ZM199 199V200H200ZM231 199V198H230ZM229 199V200H230ZM9 200V201H8ZM220 200V199H219ZM203 201V200H202ZM231 201V200H230ZM26 202V201H25ZM47 202V201H45ZM170 202V201H169ZM204 202V201H203ZM179 203V204H178ZM25 204V203H24ZM27 204V203H26ZM42 204V205H41ZM179 206H178V205ZM206 204V203H205ZM204 204V205H205ZM216 204V203H215ZM19 205V206H18ZM22 206V207H21ZM173 206V208L171 207ZM7 208L8 205L6 206ZM11 207V206H10ZM41 207H43V202L41 203L40 201H38V203L36 204V206L34 208H32L30 210V218L28 220V222L30 223L31 220H34V218H37V221L36 223L34 221L35 224H33L32 226L27 223L25 225V227L29 226V227H32V231L29 233H35V236L33 239L29 240L27 237L26 239H24V242L26 244H29V248L31 247L30 244H34V247L35 248V245H44L43 246V249L44 251L47 252L48 255H51V252L53 251V249H55L53 247V242L55 241L56 238H54V234H57L59 236V233L60 232H63L64 231V228H59V226H56L57 224L54 223V220L57 221L59 219L56 220L57 217H66L68 218L67 215L65 214H62L60 215L61 213V207H63L62 204H59V207L55 208L53 212H48L46 211L45 214H44V217L42 218V220L40 218H38L37 216V212L36 211H40L41 210ZM202 207H204L202 205ZM20 208V209H19ZM53 208V207H52ZM51 208V209H52ZM179 208V209H178ZM5 209V208H4ZM233 210V209H232ZM8 210H4V211H1L3 212V214L5 215V213H9ZM1 212H0V218H1ZM55 212V213H54ZM203 212V211H201ZM54 213V214H53ZM58 213V214H56ZM226 213V214H227ZM206 214V213H205ZM123 216L125 217V219L123 221L126 222V224L128 225V228L126 229L125 228V233L124 235L123 234H119L117 230H119V226H121V223H122V220L123 219ZM7 218L6 219H10V216H6ZM113 219V220H114ZM193 220V221H194ZM197 222V221H196ZM221 222V221H220ZM76 223V222H75ZM144 224L142 226V230L140 229L141 228V225L140 224ZM219 223V222H218ZM65 224V223H64ZM63 224V225H64ZM96 224V223H95ZM94 224V225H95ZM219 225V224H218ZM221 225V224H220ZM92 226V225H91ZM49 227H53L55 228L56 232L55 233H52L49 229ZM214 227V226H213ZM212 226L209 227L210 228H213ZM225 227H228V226H225ZM46 228H49V229H46ZM100 229H101V224H100ZM108 230V229H107ZM206 230V229H205ZM23 233L26 235V230L22 229ZM114 231V233H113ZM204 231V230H203ZM28 232V231H27ZM108 233V234H107ZM62 234V233H61ZM66 234V232H64V235ZM78 234V233H77ZM201 234V233H200ZM10 236V235H9ZM5 237L8 239V237ZM61 236V235H60ZM59 236V237H60ZM37 237V240H35ZM95 237V235H94ZM101 237H102V234H101ZM144 237H147V240L146 243H143L142 240ZM3 238L2 241H5L6 239ZM19 240H22L21 238V235H20V232L18 235H15L14 237V243L17 242ZM64 241H63V240ZM61 240L62 241H59V238L56 242H58V253L57 255L59 254V256L61 258H64L65 254L67 256H77V259L79 261H81V264H91V261H89V250L87 249L88 246L86 247V243L88 242V239H87V236L85 234H78L76 237H73L72 238V241H76V245H77V248L80 250V252H74L75 254H68L67 252V246H69V242H67L66 239L62 238ZM84 240V243L83 241ZM92 240V236H90V242ZM92 241H95V238L94 240ZM83 243V245H82ZM174 243V242H172ZM179 244V242H177ZM175 244V245H178V244ZM57 244V243H56ZM74 245V243H72ZM71 244V246H72ZM114 244V246H113ZM82 245V246H81ZM93 245V243H92ZM174 245V244H173ZM95 246V244H94ZM181 246V245H180ZM184 246V245H183ZM182 246V247H183ZM188 246V245H187ZM193 246V245H192ZM191 244L189 245V247L187 248L188 251L189 249L192 248ZM114 247V248H113ZM175 247V246H174ZM208 247V246H207ZM210 247V246H209ZM194 248V247H193ZM37 248H35V251H36ZM158 249V248H157ZM156 249V250H157ZM198 249V248H197ZM206 249V248H205ZM205 249H203L205 251ZM208 249V248H207ZM206 249V250H207ZM57 251V249H55ZM91 250V249H90ZM93 251H95L94 249H92ZM195 250V249H194ZM202 250V249H201ZM200 250V251H201ZM212 250V249H211ZM34 251V253H35ZM40 251V250H39ZM183 251V250H182ZM185 252L184 254L186 255V253L189 254V252ZM197 251V250H196ZM201 252V253H205V252ZM163 252V251H162ZM165 252V251H164ZM176 252V251H175ZM193 252V251H192ZM195 252V251H194ZM209 252V251H208ZM56 253V252H55ZM78 253V254H77ZM109 255H108V254ZM170 253V251H169ZM168 253V254H169ZM156 254V255H155ZM167 254V255H168ZM174 254V253H173ZM196 254V253H195ZM5 256V253L2 254V256ZM35 255V254H34ZM33 255V256H34ZM37 255V254H36ZM40 255V254H39ZM43 255V253H42ZM166 255V256H167ZM193 255V254H192ZM199 255V254H198ZM44 256V255H43ZM54 256V254H53ZM108 257L110 262L109 263H105V257ZM163 256V255H162ZM190 256H191V251H190ZM188 256V257H190ZM6 257H9V254H6ZM29 257V256H27ZM49 257V256H48ZM56 257V255H55ZM54 257V258H55ZM169 257V256H168ZM187 257V256H186ZM31 258V257H30ZM34 258V257H33ZM36 258V256H35ZM43 258V257H42ZM42 258H38V260H36V264H44L45 262H40V260H42ZM53 258V259H54ZM58 258V257H57ZM155 258H158V257H155ZM163 258V257H162ZM173 258V257H172ZM171 258V259H172ZM182 258V257H181ZM29 259V258H28ZM46 259V258H45ZM60 259V258H58ZM160 259V258H159ZM188 259V258H187ZM44 260V259H43ZM184 260V258H183ZM182 260V261H183ZM60 261V260H58ZM72 261V259H71ZM167 261V259H166ZM169 261V259H168ZM168 261L166 262V264L168 263ZM173 261V259H172ZM172 261L170 263H172ZM180 261V262H182ZM186 261V260H185ZM197 261V260H196ZM23 262V260L21 261V263ZM188 262V261H187ZM186 262V264H187ZM199 262V261H198ZM210 262V260H209ZM53 263V262H52ZM201 263V262H200ZM57 264V261L56 263ZM59 264V263H58ZM61 264V263H60ZM181 264V263H180ZM183 264V262H182ZM190 264V263H188ZM205 264V263H204Z\"/></svg>",
	"mask_w": 264,
	"mask_h": 264
}]
</instances>
